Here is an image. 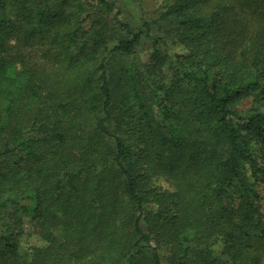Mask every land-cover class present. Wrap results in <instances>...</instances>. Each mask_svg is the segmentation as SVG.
<instances>
[{"label":"trees","instance_id":"obj_1","mask_svg":"<svg viewBox=\"0 0 264 264\" xmlns=\"http://www.w3.org/2000/svg\"><path fill=\"white\" fill-rule=\"evenodd\" d=\"M86 1H2L0 210L38 243L1 229L0 264H163L153 235L167 264H264V0H161L188 52L168 75L155 48L151 81L148 22L122 37L113 2ZM246 98L261 108L242 115Z\"/></svg>","mask_w":264,"mask_h":264},{"label":"rangeland","instance_id":"obj_2","mask_svg":"<svg viewBox=\"0 0 264 264\" xmlns=\"http://www.w3.org/2000/svg\"><path fill=\"white\" fill-rule=\"evenodd\" d=\"M2 1L0 0V13H5L4 8L2 7ZM25 1V0H22ZM68 2L70 0H67ZM85 1V0H80ZM110 2H113L115 5V8L109 15H107V19L110 22L111 26L120 32V35L123 37L124 33L121 31L122 24H129L130 26L139 29L141 27V24L143 23V19H145L146 22H148L150 26L149 34L153 36V38L146 39L144 37L141 38V40L136 45V55H137V62L138 64H141L140 71H144L145 66L151 65L150 61L152 59V54L154 50L158 49V56H165L163 65L161 66L162 70L168 72V75L171 72V68H173L175 65L176 57L178 55H184L188 52V47L185 46L182 42L179 41V34L180 30L178 29V25L171 22L170 20H164L159 17L160 12L163 10V7L161 6V0H109ZM25 5L33 7V0H26L24 2ZM52 4V2H51ZM54 5H52V8L59 9L61 6L60 0H56V2H53ZM87 4L95 5V0H87L84 3V6H86V11H84V14L87 12H90L89 6ZM91 10H93V7H91ZM94 17L87 19L82 23V27L84 29L93 28L95 29L98 24L95 23L93 27H90V23L94 22ZM250 41L247 42V44ZM30 47V48H29ZM29 47H26V49L30 52H39L40 47L38 44L31 45ZM156 48V49H155ZM110 66H112L114 69L117 68L119 65H127L129 62V57L125 55H119L115 54L111 56L110 58ZM156 62V59H154ZM177 65V64H176ZM17 67H19L17 65ZM178 67V66H177ZM179 68V67H178ZM181 69L180 71H182ZM144 76L148 79L150 78L149 75L147 77V74L143 72ZM217 68H214L210 70V82H212L215 79H217ZM168 79V78H167ZM151 81V78H150ZM147 95L151 97L152 95L149 93V89H146ZM153 98V97H152ZM154 101V99H153ZM237 109L241 114H246L247 112H250V110L261 108L259 104H252L251 100L246 98L244 101L238 103L236 105ZM248 179L251 182H255V177L251 176L249 174ZM156 184H160L163 188L167 190H174V187L168 183L163 177H158L155 179ZM255 187L258 188L260 193L262 194L261 198L258 200L259 207L261 211L264 213V189L262 188L261 184ZM13 210L12 206H8L4 208L3 210H0V233L1 229L9 228L12 236L18 240L19 245H25L29 243H38L37 242V234L35 232L34 228V221H26L24 224H21V228L24 229L23 233L15 237L14 234L17 232V224H15V219L12 216H9ZM4 223L9 224V226H4ZM143 229L148 232L149 227L148 225L144 224ZM153 240L151 241L152 245H155L157 248L158 253L161 256V261L163 264H167L166 262V256L168 255L166 250V244L161 242L158 237L155 235L152 236ZM158 243V244H157ZM224 246L221 243H216L215 245L210 247L211 254L213 256L219 257L221 259L226 260L227 255L223 254Z\"/></svg>","mask_w":264,"mask_h":264}]
</instances>
